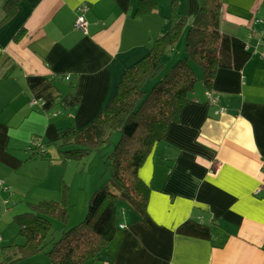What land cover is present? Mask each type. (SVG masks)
Returning a JSON list of instances; mask_svg holds the SVG:
<instances>
[{
	"label": "crops",
	"instance_id": "crops-1",
	"mask_svg": "<svg viewBox=\"0 0 264 264\" xmlns=\"http://www.w3.org/2000/svg\"><path fill=\"white\" fill-rule=\"evenodd\" d=\"M139 1L19 0L0 26V181L11 187L0 189V224L11 219V184L29 190L25 144L33 136L55 143L61 129L91 124L169 27L168 1L138 16ZM178 1L182 15L198 9L197 0ZM80 7L85 32L73 26ZM219 28L245 42L249 60L218 69L211 91L197 80L140 169L151 186L144 212L110 181L127 202L122 228L102 260L87 264H264V0H222ZM32 184L30 192H47Z\"/></svg>",
	"mask_w": 264,
	"mask_h": 264
},
{
	"label": "trees",
	"instance_id": "trees-1",
	"mask_svg": "<svg viewBox=\"0 0 264 264\" xmlns=\"http://www.w3.org/2000/svg\"><path fill=\"white\" fill-rule=\"evenodd\" d=\"M18 2L9 0L5 3V17L0 26L16 13ZM197 2V11L188 16L179 12L178 0H171L167 18L171 27L151 41L146 57L126 69L115 95L91 124L82 129H61L55 143H45L40 137L33 136L24 146L28 154L25 162L54 160L48 155L50 146H54L57 154L54 161L65 167L70 161L83 162L93 153L99 155L107 145H114L104 163L110 171V181L144 212L151 186L139 172L155 147L163 141L169 125L179 121L181 111L191 101L197 76L189 63L201 68V83L211 91L218 69L239 70L250 58L245 42L220 31L222 0ZM155 9L154 0H140L135 13L146 16ZM80 14L85 15L83 11ZM75 20L73 26L77 29ZM186 27L185 59L178 60L149 92H145L146 81L163 69L165 54L172 50ZM113 133L119 134L116 143L111 140ZM0 182V189L11 192L9 185ZM65 197L66 191L61 192L56 201L33 203L28 212L13 216L18 228L16 237L23 243H16L13 238L8 246L0 248V264H15L40 254L48 257L49 264H87L102 260L105 249L122 228L118 223L119 204L125 200L108 184L102 183L89 197L84 219L55 239L51 220L63 225L67 223Z\"/></svg>",
	"mask_w": 264,
	"mask_h": 264
},
{
	"label": "rangeland",
	"instance_id": "rangeland-1",
	"mask_svg": "<svg viewBox=\"0 0 264 264\" xmlns=\"http://www.w3.org/2000/svg\"><path fill=\"white\" fill-rule=\"evenodd\" d=\"M167 1L169 5L171 0H159V3L165 5ZM178 9L179 12H181L179 5ZM168 23L169 27L166 28V31L171 27V23ZM186 33L187 27L183 29L181 38L174 45L172 50L165 54V64L163 69L160 70L158 74L148 78V81L143 88L145 92H149L152 85L157 82L178 60L185 59L184 46ZM189 65L196 73L197 80L200 83L202 79L201 68L192 62H190ZM118 139L119 134L113 133L111 140L116 143ZM113 146L107 145L99 155L93 153L92 155L87 156L83 162L79 163L70 161L68 162V166L61 168L55 166L56 161L54 160L57 159V154L54 146H50L48 150V155H51L54 160H51L50 162L46 160L27 162L23 168L25 179V182L23 183L24 186H29V190H24L22 192L18 190L16 186L11 184L13 189L12 194L14 195L12 196V199L9 198V205L4 208L5 210L9 209L11 219H8V222L5 224H0V230L2 231L1 235L3 238L6 237L8 239H5L4 243L0 245V248L8 246L13 238L16 239V243H23L20 238L16 237L18 228L13 222L14 215L28 212L30 210V205L37 201L58 200L61 197V192L66 191L65 198L68 206V220L65 225L58 221L51 220L53 237L58 239L62 231L72 228L83 220L87 212V202L94 190H96L102 183H106V185L108 184L110 187V171L104 163L107 159V155L112 151ZM32 178H36L40 186L45 187L47 192H37L35 190L30 192V188L33 186ZM55 188L57 192H50L51 190L55 191ZM119 206L120 208H124L127 206V202L124 201L123 203H120ZM3 231L5 234H3ZM15 264H49V259L45 254H40L27 260L17 261Z\"/></svg>",
	"mask_w": 264,
	"mask_h": 264
},
{
	"label": "built area",
	"instance_id": "built-area-1",
	"mask_svg": "<svg viewBox=\"0 0 264 264\" xmlns=\"http://www.w3.org/2000/svg\"><path fill=\"white\" fill-rule=\"evenodd\" d=\"M84 10H85V7H81L80 12H82V11L84 12ZM75 27H76L77 29L82 30L83 32L86 31L87 23H86V21H85V19H84V17H83L82 14H80V15L77 16V18H76V20H75ZM253 53H256V51H254ZM260 56L262 57V59H264V53L261 52V53H260ZM210 101H211L213 104H215L216 101H217V99H211ZM33 103H34V102H33ZM0 186H1V182H0ZM258 193H259V190H258V189L254 191V194H255V195H257Z\"/></svg>",
	"mask_w": 264,
	"mask_h": 264
}]
</instances>
